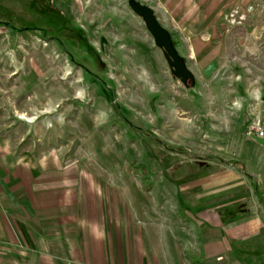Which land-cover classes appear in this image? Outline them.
<instances>
[{
	"label": "rangeland",
	"instance_id": "374dc122",
	"mask_svg": "<svg viewBox=\"0 0 264 264\" xmlns=\"http://www.w3.org/2000/svg\"><path fill=\"white\" fill-rule=\"evenodd\" d=\"M254 1L224 15L236 28L228 44L240 48L228 55L238 59L202 67L188 58L194 83L186 88L128 0H91L84 18L59 0H0V132L17 147L55 153L129 201L139 194L144 211L178 210L179 222L184 195L230 168L208 157L231 135L227 124L244 119L247 136L264 117V34L247 30L248 15L262 11ZM187 43L175 46L185 56Z\"/></svg>",
	"mask_w": 264,
	"mask_h": 264
},
{
	"label": "crops",
	"instance_id": "0c3cea01",
	"mask_svg": "<svg viewBox=\"0 0 264 264\" xmlns=\"http://www.w3.org/2000/svg\"><path fill=\"white\" fill-rule=\"evenodd\" d=\"M59 1L84 18L91 0ZM139 1L153 8L175 46L188 42V56L176 47L187 66L188 58L202 67L238 59L228 55L240 48L228 44L236 28L224 15L247 0ZM261 10L248 15L247 30L264 34V0ZM237 122L208 155L230 168L184 195L179 222L178 210L144 211L139 194L129 201L55 153L17 147L0 132V264H192L185 253L194 264H264V145L244 135V119Z\"/></svg>",
	"mask_w": 264,
	"mask_h": 264
},
{
	"label": "water",
	"instance_id": "95a60500",
	"mask_svg": "<svg viewBox=\"0 0 264 264\" xmlns=\"http://www.w3.org/2000/svg\"><path fill=\"white\" fill-rule=\"evenodd\" d=\"M128 6L143 21L147 31L153 38L154 45L161 50L172 76L179 79L186 88L189 87V81L193 85V72L187 66L184 57L177 51L170 32L159 22L153 8L139 0H128ZM250 137L259 144L264 145V138L256 134H250Z\"/></svg>",
	"mask_w": 264,
	"mask_h": 264
},
{
	"label": "trees",
	"instance_id": "16d2710c",
	"mask_svg": "<svg viewBox=\"0 0 264 264\" xmlns=\"http://www.w3.org/2000/svg\"><path fill=\"white\" fill-rule=\"evenodd\" d=\"M173 43H174V45H175V42L173 41ZM189 87H191V81H189ZM141 131H142V133H144V134H146L147 136H149V137H151V138H153L155 141H157L159 144H162L166 149H168V150H171V151H175V152H178V153H182V154H188L189 152L185 149V148H183V147H175V146H173V145H169V144H166V143H163V142H161V140L158 138V136L155 134V133H153L152 131H150V130H147V129H140ZM234 167H236V168H239L237 165H233ZM240 170H241V168H239ZM260 199V201L262 202V203H264V201H263V199H261V198H259ZM185 257L189 260V261H191V263L192 264H194L193 262H192V260H193V256L192 255H190V254H188V253H185Z\"/></svg>",
	"mask_w": 264,
	"mask_h": 264
},
{
	"label": "built area",
	"instance_id": "2783aa9c",
	"mask_svg": "<svg viewBox=\"0 0 264 264\" xmlns=\"http://www.w3.org/2000/svg\"><path fill=\"white\" fill-rule=\"evenodd\" d=\"M233 12L229 15L231 23L236 21V16H237V10H234ZM248 133L256 134L264 138V117L257 118L256 121L253 124H251V126L249 127Z\"/></svg>",
	"mask_w": 264,
	"mask_h": 264
}]
</instances>
